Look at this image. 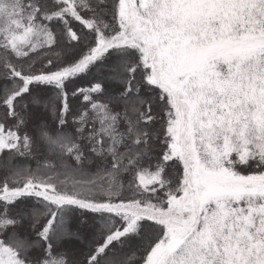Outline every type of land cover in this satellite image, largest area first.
I'll return each instance as SVG.
<instances>
[{
    "label": "snow or ice",
    "instance_id": "obj_1",
    "mask_svg": "<svg viewBox=\"0 0 264 264\" xmlns=\"http://www.w3.org/2000/svg\"><path fill=\"white\" fill-rule=\"evenodd\" d=\"M0 264H264V0H0Z\"/></svg>",
    "mask_w": 264,
    "mask_h": 264
},
{
    "label": "trees",
    "instance_id": "obj_2",
    "mask_svg": "<svg viewBox=\"0 0 264 264\" xmlns=\"http://www.w3.org/2000/svg\"><path fill=\"white\" fill-rule=\"evenodd\" d=\"M80 83H82V84H83V83H86V82H85V81H80Z\"/></svg>",
    "mask_w": 264,
    "mask_h": 264
}]
</instances>
